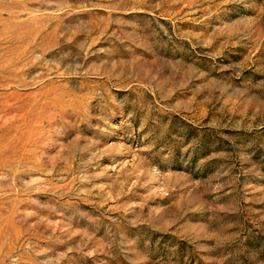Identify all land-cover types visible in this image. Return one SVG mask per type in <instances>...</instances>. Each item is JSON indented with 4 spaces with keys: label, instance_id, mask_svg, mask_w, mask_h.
<instances>
[{
    "label": "rangeland",
    "instance_id": "rangeland-1",
    "mask_svg": "<svg viewBox=\"0 0 264 264\" xmlns=\"http://www.w3.org/2000/svg\"><path fill=\"white\" fill-rule=\"evenodd\" d=\"M0 264H264V0H0Z\"/></svg>",
    "mask_w": 264,
    "mask_h": 264
}]
</instances>
